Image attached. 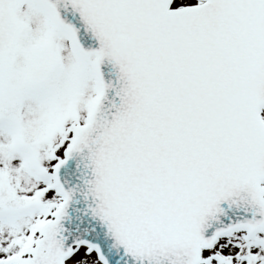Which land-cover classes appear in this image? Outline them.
<instances>
[{"label":"snow or ice","instance_id":"snow-or-ice-1","mask_svg":"<svg viewBox=\"0 0 264 264\" xmlns=\"http://www.w3.org/2000/svg\"><path fill=\"white\" fill-rule=\"evenodd\" d=\"M0 264H264V0H0Z\"/></svg>","mask_w":264,"mask_h":264}]
</instances>
